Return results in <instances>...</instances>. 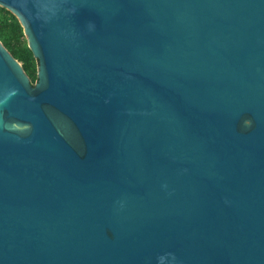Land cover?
<instances>
[{"label":"water","instance_id":"water-1","mask_svg":"<svg viewBox=\"0 0 264 264\" xmlns=\"http://www.w3.org/2000/svg\"><path fill=\"white\" fill-rule=\"evenodd\" d=\"M0 7V264H264V0Z\"/></svg>","mask_w":264,"mask_h":264},{"label":"trees","instance_id":"trees-1","mask_svg":"<svg viewBox=\"0 0 264 264\" xmlns=\"http://www.w3.org/2000/svg\"><path fill=\"white\" fill-rule=\"evenodd\" d=\"M0 40L18 59L31 78L32 84L37 82L38 61L28 47L23 28L18 19L6 8L0 7Z\"/></svg>","mask_w":264,"mask_h":264}]
</instances>
